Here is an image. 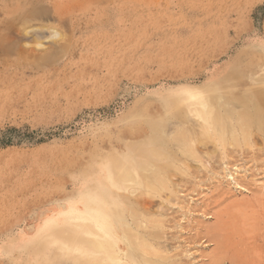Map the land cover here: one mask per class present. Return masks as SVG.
<instances>
[{"label": "rangeland", "instance_id": "obj_1", "mask_svg": "<svg viewBox=\"0 0 264 264\" xmlns=\"http://www.w3.org/2000/svg\"><path fill=\"white\" fill-rule=\"evenodd\" d=\"M94 191L120 263L264 264V0H0V264H104Z\"/></svg>", "mask_w": 264, "mask_h": 264}, {"label": "bare ground", "instance_id": "obj_2", "mask_svg": "<svg viewBox=\"0 0 264 264\" xmlns=\"http://www.w3.org/2000/svg\"><path fill=\"white\" fill-rule=\"evenodd\" d=\"M55 34H56V32H55ZM227 81V80H226ZM227 83V82H226ZM229 83V82H228ZM231 83V82H230ZM219 84V82H216V84L215 85H218ZM232 84H233V82H232ZM231 85V84H230ZM226 86V85H225ZM229 87V86H228ZM194 95V94H193ZM193 95H190V96H188V98H192V99H194L195 100V102L193 103V101L191 102V103H193L194 104V107H192V108H194L193 110H194V112H196L198 115H200V116H202L203 118H204V121H203V125H204V128H205V130H207V129H211L210 128V126L213 124V125H217L218 123L220 124V115H219V113L214 109V105L212 106V105H210V99H211V97H210V99H209V97L207 96V97H203V96H193ZM192 96V97H191ZM212 97H213V95H212ZM213 103V102H212ZM189 105V104H188ZM191 106V104L189 105V107ZM228 106V105H227ZM216 107V106H215ZM219 107V106H218ZM236 108L238 107V106H235ZM228 108H229V106H228ZM188 109V108H187ZM219 109V108H218ZM217 109V110H218ZM224 110H225V108H224ZM193 113V112H192ZM223 113V112H222ZM221 113V114H222ZM225 114H227V113H225ZM258 114V113H257ZM229 115H231V114H229ZM254 115H252V112H250V111H248V109H247V111L246 110H243L241 113H240V117L241 118H243V119H249L250 120V118L251 117H253ZM258 115H256V117H257ZM222 117H225V115L224 116H222ZM228 118V117H227ZM243 119H242V121H243ZM257 120H261V118L258 116L257 118H256ZM252 122V121H251ZM260 123V122H259ZM153 126V125H152ZM157 126V125H156ZM155 128V127H154ZM156 129H157V127H156ZM228 130V129H227ZM160 134V133H159ZM161 135V134H160ZM153 137V136H152ZM151 138V137H150ZM153 139V138H152ZM157 140V139H156ZM156 140H154V141H156ZM160 141V140H159ZM218 141H222V142H224L225 140H224V138L220 135V136H218ZM147 143V142H146ZM145 149H146V147H144ZM143 148V149H144ZM159 149H160V147H159ZM162 151V150H161ZM157 152V151H156ZM155 152V153H156ZM143 153V152H142ZM154 155V154H153ZM156 156V155H155ZM112 158V157H111ZM159 158V157H158ZM108 159V158H107ZM120 159V158H119ZM125 159H128V158H125ZM124 159V160H125ZM140 159V158H139ZM152 159V158H151ZM110 162V161H109ZM124 162V161H123ZM122 162V163H123ZM125 162H126V160H125ZM143 162V161H142ZM147 162H149V160L147 161ZM158 162V161H157ZM144 163V162H143ZM117 163H115V165H116ZM124 164H127V163H124ZM149 164V163H148ZM153 164V163H152ZM115 165H113V166H115ZM135 165H137V164H135ZM109 166V165H108ZM111 166V165H110ZM120 166H122V165H120ZM128 166L130 167V164H128ZM154 166V165H153ZM116 168H118L119 169V167H117V166H115ZM123 168H124V166H122ZM133 167V166H132ZM113 168V167H112ZM111 168V169H112ZM122 168V169H123ZM126 168V167H125ZM128 168V167H127ZM111 169H110V171H111ZM117 169V170H118ZM152 169H154V168H152ZM120 171V170H119ZM131 171V170H130ZM154 171V170H153ZM157 171H160V172H162V170H161V168H158L157 169ZM113 172V171H112ZM117 172V171H116ZM113 174V173H112ZM122 174H124L123 173V171L121 172V178H123L122 177ZM133 174V173H132ZM113 175H115L116 176V174H113ZM125 175H126V173H125ZM128 176H130V175H127V177L126 178H130V177H128ZM133 176V175H132ZM117 177V176H116ZM125 177V176H124ZM129 180V179H128ZM130 180H131V178H130ZM157 181L159 182L156 186H157V188H160V187H163L164 185H165V181L162 179V178H160V176H158V179H157ZM136 182V181H135ZM139 183H137L136 182V184H139V185H143V183L145 182V180H139L138 181ZM121 184V183H120ZM132 184V183H131ZM111 185V184H110ZM124 184L122 183V185L121 186H123ZM134 185V184H133ZM120 187V186H119ZM101 191V190H100ZM114 191V190H113ZM98 192V191H97ZM84 193V192H83ZM100 194L102 193V192H99ZM105 194V193H104ZM116 194V193H115ZM106 195V194H105ZM95 191L90 195V194H88V195H86V196H82L81 198H80V203H82L84 206L81 208V209H83V210H78L79 211V214H80V216L83 218V219H81V222L82 223H85V222H87L88 223V221H90L88 224L86 223V224H82L83 225V227H81V229H82V231L81 232H79L78 231V229L76 228V230H77V232H79V233H77V234H75L76 233V231H75V229H74V231H75V233L73 234L74 236H72V238H70V239H66V238H64V240L61 242L62 243V246L65 248V256L68 258V257H70L71 256V254L72 253H76V252H79V253H82V252H88L87 254L88 255H90V253H95L96 255L93 257V258H95L97 261H99V262H103V260L105 261V263L104 264H128L127 262H124V263H120V261H122V256H123V254H122V252H125L126 251V247L129 245V239H130V237L131 236H136L139 240H140V242H141V245H143V246H145L146 247V243H145V241H148V238L145 236V235H143V234H141V233H139V234H136V233H132L131 232V230L132 229H130V227H129V230L126 228V226L127 225H125L124 226V228H123V230L121 231V232H114V230H113V228L111 227V225H110V222L108 221V220H105V221H102V220H100L99 219V216H96V218H93V220L91 221L90 219H92V218H90L89 219V217H86V215H85V212L87 211V208L88 209H92L93 208V206H91V205H89V201H92V203L95 201V200H93L94 198H95ZM101 196V195H100ZM114 196V195H113ZM125 196V195H124ZM123 197V196H122ZM121 196H120V198H122ZM127 197V196H126ZM114 198V197H113ZM127 198H129V197H127ZM105 199V198H104ZM130 199H131V197H130ZM102 200V199H101ZM108 200V199H107ZM98 201V200H97ZM117 201V200H116ZM89 202V203H88ZM100 202V201H99ZM103 202V201H102ZM141 203V202H140ZM107 204H109V202L107 203ZM110 205V204H109ZM103 206V205H102ZM101 206V207H102ZM115 206V205H114ZM97 207V206H96ZM112 207V206H111ZM77 209L78 208H76V207H74V206H71V207H69L68 208V211L70 212V213H74L75 211H77ZM114 211H115V209H114ZM67 212V211H66ZM108 212V211H107ZM102 212H100L99 211V213L97 214V215H100ZM66 217V216H65ZM116 221V220H115ZM114 222V221H113ZM74 223V222H73ZM89 224H91V226H94L95 228H96V230H91V229H89V228H87L86 226H88L89 227ZM50 226H52V225H50ZM71 226H75V225H71ZM68 227H69V225H68ZM79 228V227H78ZM87 228V229H86ZM71 229V228H70ZM128 231V232H127ZM102 232V233H101ZM55 237V236H54ZM53 240V239H52ZM56 240V239H55ZM58 240V239H57ZM60 241V240H59ZM48 242V241H47ZM53 242V241H52ZM58 242V241H57ZM117 242H119L120 244H118ZM121 242L123 243V244H121ZM54 243V242H53ZM60 243V244H61ZM116 243L118 244V245H116ZM145 245H144V244ZM56 246H57V244H56ZM58 246H59V244H58ZM56 249V248H55ZM63 249V248H62ZM131 249V248H130ZM59 250H60V248H59ZM120 251H122V252H120ZM138 251V250H137ZM133 252V251H132ZM135 253V252H134ZM84 254V253H83ZM80 256V255H79ZM126 259V258H125ZM88 263H90V262H88ZM139 264H163V260H160V259H158L157 261L155 260V259H151V258H146L145 260L144 259H141V261L139 262Z\"/></svg>", "mask_w": 264, "mask_h": 264}]
</instances>
